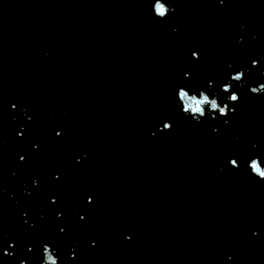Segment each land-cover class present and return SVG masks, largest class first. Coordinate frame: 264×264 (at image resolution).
Returning <instances> with one entry per match:
<instances>
[{"label": "water", "instance_id": "water-1", "mask_svg": "<svg viewBox=\"0 0 264 264\" xmlns=\"http://www.w3.org/2000/svg\"><path fill=\"white\" fill-rule=\"evenodd\" d=\"M0 264H264V0H0Z\"/></svg>", "mask_w": 264, "mask_h": 264}]
</instances>
